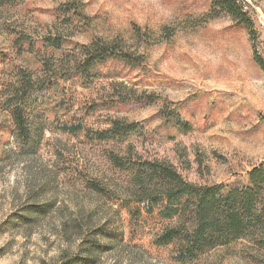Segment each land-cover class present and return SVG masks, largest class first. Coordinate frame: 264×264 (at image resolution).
Returning <instances> with one entry per match:
<instances>
[{"label": "rangeland", "instance_id": "374dc122", "mask_svg": "<svg viewBox=\"0 0 264 264\" xmlns=\"http://www.w3.org/2000/svg\"><path fill=\"white\" fill-rule=\"evenodd\" d=\"M67 1L0 7V80L21 67L39 84L55 85L29 110L35 148L15 146L0 109V157L11 147L0 159V264H63L67 257H74L70 264H264V249L249 238L195 261L176 260L172 245L154 243L156 225L130 223L120 202L131 176L109 157L110 151L125 155L131 145L142 159L167 160L187 181L225 190L249 185L248 171L264 163V72L255 61L264 62V0H243L251 31L226 13L215 16L211 0H81L79 18L59 14ZM58 36V47L41 46L42 38ZM99 37L155 43L141 45L140 65L113 60L86 78L60 77L81 58V46ZM138 94L157 98L128 100ZM111 118L142 129L125 142L94 139ZM71 124L83 129L62 130ZM39 204L41 212H31ZM97 230L103 233L92 235ZM95 238L102 249L90 247ZM80 248H91L84 261Z\"/></svg>", "mask_w": 264, "mask_h": 264}, {"label": "trees", "instance_id": "16d2710c", "mask_svg": "<svg viewBox=\"0 0 264 264\" xmlns=\"http://www.w3.org/2000/svg\"><path fill=\"white\" fill-rule=\"evenodd\" d=\"M16 1L0 0V7ZM211 9L215 16L220 12L226 13L235 23L249 31L253 29L251 19L244 11L243 0H211ZM57 10L59 14L72 13L73 17L79 18L83 2L68 0L59 5ZM135 31V36L141 35L140 30ZM171 33L173 32L168 35ZM61 41V36L47 37L42 38L40 44L42 47H58ZM142 43L134 45L122 37L96 38L81 46V58L72 60L66 70L62 69L60 77L86 78L97 66L113 60L129 66L140 65L144 62L141 45L149 47L155 42L147 38ZM255 61L264 72V62L258 57H255ZM51 85L46 87L45 84H39V78L21 67L15 68L9 79L0 80V109L9 118L6 133L13 136L16 147L35 148L38 145L39 137L34 134L29 110L50 96L55 87L50 88ZM155 98L157 96L154 94H138L129 96L128 100L144 104ZM170 113L174 112H167V115L170 116ZM177 121L184 130H188L185 122ZM108 123L106 129L93 133L94 139L125 142L130 135L142 129L141 123L124 118H111ZM82 129L81 124L62 126V130L69 133ZM10 148H4L5 153L0 159L6 157ZM177 153L185 166H188L184 152L179 150ZM109 157L113 165L129 172L131 176V186L120 202L130 223L138 225L150 222L156 225L158 228L154 243L157 246L172 245L179 262L195 261L211 249L227 246L243 238H249L255 246L264 249V163L253 166L248 171L249 185L225 190L224 186L215 183L187 181L167 160L142 159L133 152L131 145H127L125 155L120 156L110 151ZM89 186L95 191H106L93 182ZM42 207L40 204L36 205L31 212L39 213ZM21 217V221L27 219L25 216ZM102 233L97 230L92 235ZM90 241L92 249L103 248L97 238ZM90 249L80 248L78 260H86ZM73 258L67 257L62 263L70 264Z\"/></svg>", "mask_w": 264, "mask_h": 264}]
</instances>
